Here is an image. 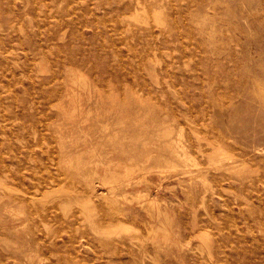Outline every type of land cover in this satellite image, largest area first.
<instances>
[{"label": "rangeland", "instance_id": "rangeland-1", "mask_svg": "<svg viewBox=\"0 0 264 264\" xmlns=\"http://www.w3.org/2000/svg\"><path fill=\"white\" fill-rule=\"evenodd\" d=\"M0 182V264H264V0H0Z\"/></svg>", "mask_w": 264, "mask_h": 264}, {"label": "bare ground", "instance_id": "bare-ground-1", "mask_svg": "<svg viewBox=\"0 0 264 264\" xmlns=\"http://www.w3.org/2000/svg\"><path fill=\"white\" fill-rule=\"evenodd\" d=\"M126 1H129L130 3L133 1L134 3H138V0H126ZM140 5V4H139ZM45 6V5H44ZM120 18L122 19V21H125L126 19H127V17L124 15V16H121L120 15ZM156 20V19H155ZM156 22V21H155ZM158 23V22H157ZM161 24H162V22H161ZM129 27V26H128ZM161 27V26H160ZM153 59V58H152ZM154 60V59H153ZM172 112V111H171ZM159 133V132H158ZM181 133H183L182 131H181ZM183 135V134H182ZM179 137V136H178ZM178 145V144H177ZM179 146V145H178ZM181 146V145H180ZM164 147L168 150V152L172 155V157L173 158H171V161H173V160H175V159H178L180 156H182L181 155V153L183 154V152H180V151H178V147L175 145V143L174 142H172V141H170V142H167V143H165L164 144ZM68 154V153H67ZM189 156V155H188ZM164 158H166V157H164ZM163 158V161L164 162H168L169 160V158L168 159H164ZM211 159V158H210ZM223 159V158H222ZM223 161V160H222ZM225 161V160H224ZM227 161V160H226ZM225 161V162H226ZM229 161V160H228ZM100 162V161H99ZM190 162V161H189ZM220 162V161H219ZM224 162V163H225ZM231 162V161H230ZM215 164V163H214ZM221 164V163H220ZM243 165V164H242ZM248 165V164H247ZM170 165L169 164H164V166L163 167H161V168H163V169H165V168H168ZM186 166V165H185ZM198 166V165H197ZM213 166V165H212ZM217 166H218V164H217ZM220 166V165H219ZM176 167V166H175ZM198 167H200V166H198ZM239 167V166H238ZM172 168H174V167H172ZM185 168V167H184ZM189 168H191V167H189ZM223 168V167H222ZM225 168V167H224ZM195 169H196V167H195ZM219 169H221L220 167H219ZM162 170V169H161ZM215 170V169H214ZM229 170V169H228ZM171 171V170H170ZM176 171V170H175ZM196 171H197V169H196ZM232 171V170H231ZM205 173V172H204ZM200 174V173H199ZM138 175V174H137ZM198 175V174H197ZM205 175V174H204ZM190 176H192V175H190ZM200 177H201V175H200ZM196 178V177H195ZM191 179V178H190ZM197 179V178H196ZM202 179V178H201ZM205 180V179H204ZM1 183V182H0ZM113 183H115V181L114 180H112L111 182H109V184H110V187H109V189H108V193H109V195H110V197H116L115 196V194L114 193H116L117 194V192H114L113 193V190H112V185H113ZM128 183H129V181H128ZM105 186H107V184H108V182H105ZM4 185V184H3ZM5 186V185H4ZM104 186V185H103ZM124 186V185H123ZM131 186V185H130ZM10 187V186H9ZM56 187V186H55ZM126 187V186H125ZM125 187H122V189L123 188H125ZM11 189H12V187H10ZM121 188V187H120ZM56 189V188H55ZM13 190V189H12ZM211 190V189H210ZM60 191H62V190H60ZM68 191V190H67ZM206 191V190H205ZM14 192V191H13ZM16 192V191H15ZM64 192V191H63ZM70 192V191H69ZM73 192V191H72ZM65 193V192H64ZM142 193V192H141ZM52 194V193H51ZM51 194H49V195H51ZM53 194H55V193H53ZM71 194H73V193H71ZM81 194V193H80ZM130 194H132V193H130ZM139 194V193H138ZM67 195V194H66ZM76 195V194H75ZM126 195V194H125ZM133 195V194H132ZM27 196V195H26ZM63 196V195H62ZM79 196V195H78ZM121 196V195H120ZM142 196H144V195H142ZM43 197V196H42ZM50 197V196H49ZM53 197V196H52ZM51 197V198H52ZM56 197V196H55ZM67 197H68V195H67ZM72 197V196H71ZM81 197V196H80ZM118 197V196H117ZM124 197V196H123ZM136 197V196H135ZM138 197H140V199H141V196H139L138 195ZM134 198V197H133ZM40 199V201H41V199L42 198H39ZM45 199V198H44ZM53 199V198H52ZM83 199V198H82ZM89 199V198H88ZM116 199V198H115ZM136 200H137V197L135 198ZM143 199V198H142ZM78 200V199H77ZM35 201V200H34ZM45 201V200H44ZM82 201V200H81ZM84 201V200H83ZM90 201V200H89ZM140 201V200H139ZM152 200H149L148 198H146L145 199V202H146V204H147V206L149 207V206H152L153 205V202H151ZM37 202H38V200H37ZM128 202V201H127ZM143 202V201H142ZM80 203H82V202H80ZM145 204V203H144ZM83 205V204H82ZM85 205V204H84ZM156 205V203L154 204V206ZM154 206L152 207V208H154ZM147 207V208H148ZM155 207H157V209H158V206H155ZM156 209V208H155ZM151 210V209H150ZM153 210V209H152ZM121 213V211L119 210V209H117V208H115V207H112V213H111V215H110V223L111 224H113L114 222H116L115 221V219H116V217H117V214H120ZM122 214H124V213H122ZM124 216V215H123ZM106 217V216H105ZM101 224V223H100ZM115 224V223H114ZM123 224V223H122ZM103 226V225H102ZM105 226V225H104ZM116 226V225H115ZM125 226V225H124ZM119 227V226H118ZM133 228V227H132ZM125 229H127L126 228V226H125ZM131 230V229H130ZM136 231V230H135ZM103 233V232H102ZM118 236H119V234H118ZM105 237H106V235H105ZM111 238V237H110ZM115 238H117V236L115 237ZM119 238V237H118ZM127 239V238H126ZM125 239V240H126ZM120 240H121V238H120ZM142 241V240H141ZM37 243V242H36ZM186 243V242H185ZM188 243V242H187ZM130 244H131V242H130ZM113 245V244H112ZM116 245V244H115ZM120 245V244H119ZM145 257V256H144Z\"/></svg>", "mask_w": 264, "mask_h": 264}]
</instances>
